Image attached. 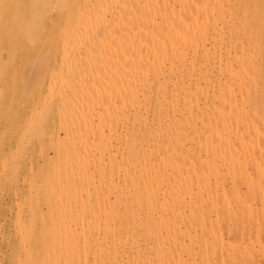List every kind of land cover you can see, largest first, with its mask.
I'll return each mask as SVG.
<instances>
[{"label": "bare ground", "instance_id": "bare-ground-1", "mask_svg": "<svg viewBox=\"0 0 264 264\" xmlns=\"http://www.w3.org/2000/svg\"><path fill=\"white\" fill-rule=\"evenodd\" d=\"M36 2L35 0H30V3L28 2L25 6L27 7L28 4L35 6ZM45 2L43 3L44 5ZM84 2L86 4L77 3L72 6L67 16L64 17L63 25L57 35L58 44L50 45L46 50L42 46L45 50V57L37 53L35 56L32 55L33 58L30 57L29 59L27 57L28 59L26 58L27 60L23 62L25 65L32 63L39 69L37 80L32 83V86H34L39 83L44 84V75L42 76L40 72L48 73L49 63L47 64V62H51V56L55 59L57 67L55 69L52 68L51 72L53 74L48 80V88L49 94L52 95L50 92H54L56 85L59 84L57 88L59 94V102L57 104L60 103L58 106V117L60 115V117L64 118L63 122L59 123V129L61 125L63 128L61 130L65 131L66 134V136L64 135L66 142L63 145L68 146V148L72 146L74 150L80 149V146L81 148L82 146H92L91 149L86 147L91 154L89 152L82 156L85 157L90 154L88 166L92 165L93 170L94 168L98 170V167H104L101 165L102 161L104 164V160H101L103 155L98 156L97 154L102 148L101 146H106L108 149L110 145L116 147V145L113 146L114 142L111 144L112 140L117 137L112 138L113 135H119L120 137H117V139H121V145H118L119 148L116 147L119 150L122 146L121 160L116 158L118 150L117 154L115 153L114 155L108 152L109 167L104 164L105 168L108 167L109 174L107 172L108 175L105 174V176L110 182H108V185L105 183V186L109 188V185H111L110 189L115 197L113 199L114 207L120 206V209L117 207L118 211H113L112 207L109 210L108 207L110 205H108V209L104 207V209H101L102 212L109 210V214L106 212L107 217L105 216L107 219L102 217L106 219V223H103V226L104 224L105 226L103 228L96 227L97 229L102 228V238H99L101 235L95 237V230H97L94 229L95 227L90 228L93 225V221L92 225L84 221L87 226H80L82 224V221L81 224L78 223L80 217L78 218L79 221H77L78 219L73 220V215L71 214L72 216L70 215V217L72 219L70 221L76 220L78 223L76 226L80 227V229L74 232L75 235H71L73 230H69V234L74 237H71L73 240L68 237L71 242L73 241L72 247H70L71 245L69 246L72 255L69 252L68 256H72L71 259H73L74 264H264L262 262L264 260V127L262 126L261 128V125L259 126L258 124V119H263L264 117V110L261 109V106H264V97L263 100H261L260 96V99L252 97V90L259 85V77L256 78L258 81L255 79H253L255 82L250 81V86L244 80L251 71L254 73L262 70L259 71L261 66L251 63L252 60L250 62L244 60L238 53V42H240L238 41V33L241 30L239 27L241 25L239 22L240 18L237 15L240 11L239 0H85ZM19 4V0H0V47L2 48V46L6 45L9 50L11 49V57H15L12 49L13 51H18L14 50V48L18 49L17 46L13 47L17 38L22 36L27 38L29 43L30 41L33 42L37 36L40 37V35H37V31L40 32L39 28L41 25L45 27L46 24L44 22L41 24V22L31 19L29 13V18L25 17L26 13L24 17H19ZM116 8L119 10V12L116 10L118 12L117 15L112 11ZM30 9L28 7L29 11ZM55 10L54 13H56ZM50 13L51 11L47 12L45 16H49ZM57 13L59 14V11ZM257 13L259 14L258 18L263 20L264 0L255 10V14ZM20 14L22 13L20 12ZM49 17H45V22L48 21ZM54 26H52L53 30ZM52 27L49 24L48 28ZM39 32L38 34H40ZM49 32L53 31L49 30ZM49 32L47 30V33ZM44 33H46V30L42 34L44 35ZM4 50L6 49L4 48ZM6 53L8 54L7 51ZM8 59L4 60L7 61V64ZM253 61L257 62L255 59ZM2 62L0 63V74H5L6 72L3 73V70L8 67H6V63L3 64ZM18 62L20 61L18 60ZM258 63L260 64L261 62ZM2 67L5 68L2 69ZM253 75L249 74V79H246V81L250 80L251 76L254 77ZM15 83L14 81L12 85ZM253 83H255V87L252 85ZM251 86L254 88H251ZM15 88L17 89V86ZM16 89L13 90L11 87V90H13L12 96L16 95ZM261 90L264 91V88ZM255 91L257 90L255 89ZM29 92L31 91L27 93ZM2 94L3 91L0 95ZM31 97L27 98L30 99ZM51 97L49 96V100ZM27 98L26 100H28ZM48 103L49 101L47 105ZM46 106L44 105L43 108H46ZM42 113L41 110V114H39L42 115ZM150 115H152L151 118ZM31 121L29 125H31ZM43 121H45V118ZM85 122L88 124L91 122L89 129L85 127ZM34 125L29 126V130ZM118 125L122 126L119 134L115 132ZM18 126L17 128H20ZM47 127H49L48 123ZM59 129L58 132H62ZM31 130L35 133L36 129ZM32 131L30 132L31 135ZM41 131H44L45 137V130L41 129L39 132ZM41 134L43 135V132ZM89 134L98 137V140H90ZM40 135L38 136L41 137L42 135ZM38 136L37 138L39 139ZM58 136L60 137V135ZM30 140L32 141L31 138L29 142ZM22 141L21 139L20 142ZM57 141H59L58 138ZM26 144L24 143V145ZM56 145L58 148V144ZM62 148L65 149L64 146ZM107 148L106 151H108ZM69 152L71 153V150ZM84 152L86 153V150ZM60 153L61 155L59 154V157H56L64 161L63 155L65 152L64 154L63 151ZM74 154H77L76 156L81 162L80 158L83 157L80 151ZM14 156L17 160L20 159L18 156ZM69 156L72 157V155ZM103 157L106 158V156ZM62 160L59 161L62 162ZM72 160L70 161L71 164H73ZM67 161H64V163ZM31 162L33 161L31 160ZM74 162L78 161L74 159ZM83 162L81 163L83 164ZM56 163L58 164L59 162ZM81 163L75 168H79L77 176L84 179L82 177L85 173L83 168L85 167L86 172L89 171V168L86 169L87 165L85 163L87 162L84 163V167ZM74 164L76 165V163ZM67 165L68 167L65 166L69 168V164ZM17 166L19 167L20 164ZM25 167L27 168L26 164ZM66 167L65 170H67ZM53 168L55 172V163ZM61 168L59 170L60 173ZM105 168H101L103 171L98 173H106ZM63 169L62 171H64ZM17 171L14 169L15 173ZM53 171L52 173H54ZM59 171L57 169L56 172ZM70 171L73 173L72 170ZM3 172L5 173V171ZM56 172L54 174L60 175V173ZM74 172L76 173V170ZM89 172L87 173L90 175ZM116 172H118L119 177H117L120 182L119 180L115 182ZM68 173L70 177L71 174L69 171ZM66 174L64 173L65 178L69 181V177L67 178ZM10 175L12 174L10 173ZM62 175L63 172L61 174L62 178L58 182L63 181L64 175ZM89 175L87 176L88 179L89 177L92 178V175ZM97 175L99 176L98 182L100 180L102 183V180L106 179H100L103 177L102 174L101 177L99 174ZM54 177L52 174V179ZM57 178H60V176ZM77 178L75 177L74 182L71 181L73 179L71 177V183L74 182L71 185L73 188L69 185L66 188H69L67 192H73L70 190L71 188L73 190L77 189V185L74 188ZM85 180L84 182H82L83 180L81 181L83 183L82 187L88 182L87 180L85 182ZM67 181H63L60 185L65 184ZM89 181L93 183L92 179ZM33 183L36 184L35 180ZM78 183H80L79 180ZM101 183L99 185H101L100 188L102 189L104 184ZM34 184L32 185L34 186ZM53 184L50 185L53 186ZM58 185H54L56 190ZM80 185L79 188H81ZM86 185L85 187L88 188ZM95 186L91 187L96 193V190L98 189L97 191H99L100 189H95ZM37 188L39 187L37 186ZM79 188L77 189L78 191H80ZM63 189L62 187L60 193ZM90 190H83L87 193H84L86 197L92 193L95 194L93 190H91L92 193ZM67 192H65V189V194L62 192L67 197L65 198L66 200L70 198H68L70 193L68 194ZM58 193V191L50 193V196L55 194V197L52 196V199L54 197L55 200L51 199L50 203L55 202L57 206V201L61 200H56V198L64 199L61 197L63 194L57 197L58 195L56 194ZM99 193L97 192V195ZM36 194L38 196V192ZM77 195L79 194L77 193ZM106 195L107 197L109 196L108 193ZM81 197L84 198L85 196L81 195ZM97 197L100 198L97 199L100 200L99 206H103V198L100 195ZM43 198L45 201V197ZM81 199L77 198L75 200L74 198L75 201ZM95 199L96 197H93V200ZM28 200L30 201V199ZM84 200V203L80 201L82 206L87 208V204H92L90 206H94V211L96 210V206L93 204L98 203V201L86 203L89 200L87 198H84ZM107 200L112 204L111 199L107 198ZM47 201L49 202V199ZM64 202L66 201L64 200ZM29 206H31V203ZM59 206H62L60 202ZM65 206L62 208H69ZM81 207L73 209H77V212H74L75 216L76 213L80 212ZM84 207L82 208L85 210ZM30 208L34 211L33 207ZM56 208L58 209L59 207L55 206L53 209L56 210ZM65 209L64 211L60 210L61 213H67ZM87 209L88 211L84 214L85 217L86 213H89V207ZM92 209L90 207V210ZM84 210L81 209V211ZM70 211L73 213L72 210H68L69 214L71 213ZM31 213L35 214V212ZM58 213L60 215V223L57 222L58 217L56 219L53 216L55 214H50L49 225H51L52 229L54 227L52 225L54 223L51 221L52 217L53 219L55 218L56 224L62 223L60 217L63 214ZM58 213H56V216ZM96 213H99V211ZM96 213L91 212L89 214V217L92 215L91 220H94L99 215ZM20 214L16 217H19ZM93 214L96 215L92 219ZM41 215L43 216L44 214ZM47 215L49 217V214ZM78 215H81V213ZM42 216L41 219L43 218ZM99 216L97 217L100 219L99 221H104ZM20 218H22V215L19 219L16 218L18 223H21L19 221L21 220ZM90 219H86L88 223H90ZM65 222L66 227L62 223L64 227H62L63 230L61 228V231L63 232L70 225ZM20 223L18 226H20ZM42 223L45 225L44 221ZM49 225L47 228L50 230ZM89 225L91 226L88 227ZM22 229H24V232L27 230V228ZM29 230V233L33 231L32 228V231ZM66 230L68 231V228ZM52 231H49V233L51 234ZM55 231H57L55 233H58V230ZM43 232L41 233L43 234ZM63 232L61 235L65 234ZM54 234L52 235L54 236ZM23 235L25 236V241L27 240L26 238L31 240L30 235L29 237H26V234ZM55 235L61 237L60 231L59 234ZM65 236L63 237L65 238ZM47 237H49L47 240L44 237L46 246L48 252L51 250L52 254L48 255L49 260L45 252L47 251L46 247L44 246L45 255H42L44 260L46 258L51 263L52 259V262H54L53 252L58 253V257L59 253L66 257L65 252L69 250L67 244L70 241H67L68 239L66 238L67 242H63V237V240L59 237L55 239L54 237L52 239L50 236ZM23 239L20 241L22 244L25 242ZM56 239H59V243L60 241L63 242L60 244H66L67 249L65 252L63 251L64 246H59L55 241ZM26 249L23 247L21 250L26 252ZM32 253L34 254V252ZM32 253H30L31 255L28 253L25 255L32 256ZM29 256L26 258L27 260ZM62 256H60L62 259L55 258L60 262L61 260H66ZM71 259L69 263H66L71 264ZM32 260L30 259L26 262L31 261L35 264V261ZM31 262L28 264H31ZM57 262L55 261V263Z\"/></svg>", "mask_w": 264, "mask_h": 264}, {"label": "rangeland", "instance_id": "rangeland-1", "mask_svg": "<svg viewBox=\"0 0 264 264\" xmlns=\"http://www.w3.org/2000/svg\"><path fill=\"white\" fill-rule=\"evenodd\" d=\"M35 1H37L36 3L37 4H35V6L34 5H29L28 4V6L26 7L25 6V4L27 5V3L29 2L30 3V0H27V1H24L23 2V0H19V2H20V7L18 8V10H19V12H18V15H20L19 17H24V14L26 13V15H25V17L26 18H29V16H28V13H29V15H30V18L31 19H34V20H37V21H39V22H41V24H43V22H44V24L46 23H48L47 25L45 24V27H43V25H41V27L39 28L40 29V32L39 31H37V35H40V37L39 36H37L35 39H34V41L33 42H35V43H33L32 41H30V43L28 42V39L27 38H25V37H19V38H17L16 39V44H15V42H14V45H13V47L15 46H17V48L18 49H15L14 48V50H18L17 52L16 51H13V49H12V52L14 53V56L16 57H11V55H10V50H9V48L6 46H2V48L0 47V57L1 58H3V59H1L0 58V63L2 62V61H4V60H7L8 58V64H7V61H4V62H2L3 64H7L6 65V67H8V68H3L2 67V69H4L3 70V73H5V74H0V93L3 91V94L2 95H0L1 97H0V264H24L26 261H28V260H30V259H33L32 261H35V264H42V262H43V264L45 263V264H47V262H48V264H54L55 263V261L57 262V263H55V264H58V263H60V264H67V263H69L70 262V259L72 258V256L70 257V256H68L69 255V252L71 253V248L70 247H72V242H71V240H73L72 238L74 237H72L71 235H75V233L74 232H76L78 229H80V227H77L76 225H78V223H80L81 224V221H82V224L80 225V226H83V225H85V227L87 226V224H91L92 225V221H93V227L91 226V225H89L88 227H90V228H94V229H97L96 227H104L105 226V224H104V226H103V223L105 222L106 223V212H107V214H109V210H110V208H112V210L113 211H118V209H117V207L120 209V206H115L114 207V201H113V199L115 198L114 196H113V193H112V191H111V189H110V186L111 185H109V188H106V186H105V183L108 185L110 182L108 181L109 179H107V176H105V174L106 175H108L109 174V172H108V165H109V159H107V156L109 155V153L108 152H110L111 154H115L116 152H117V150L118 149H116V147L117 148H119L118 147V145L120 146L121 145V139H117V137H120L119 135H113V137L112 138H114V137H116V138H114L115 140L117 139V140H119L118 142H116L115 140H112V143L111 144H113V142H114V144H113V146L114 145H116V147L114 146V147H112L111 145H110V148L108 149L106 146H101L102 148V153H103V150H104V153L102 154H100V150H99V152L97 153L98 154V156H100V155H103V156H106V158L105 157H103V156H101V160H104V164L106 165L107 164V166L108 167H106L105 168V165L101 162V165L102 166H104V167H98L97 169L98 170H95V168H94V170H93V168H92V165L91 166H88V164H89V161H90V154H91V152L90 151H88V149L90 148H92V146H85V147H83L82 146V148H81V146H80V149L79 148H77V149H73V147H72V149H71V147L69 146V148H68V146H66V145H63V144H65V139H64V135L66 136V134H65V131H63V130H61V129H63L62 127H61V125H60V129H59V123H62L63 122V120H64V118H62V117H60V115H59V117H58V114H59V110H58V106L60 105V103L59 104H57L58 102H59V94H58V91H57V88L59 87L58 85H56L57 87H56V89H55V91H56V93H57V96H56V93H55V91L54 92H50L52 95H50L49 94V88H48V80L50 79V76L53 74V72H51L53 69L52 68H56L57 67V65H56V62H55V59H53L52 58V56H51V62H47V64H48V67H49V71H48V73L47 72H44V71H42V72H40V73H42V76L44 75V78H43V80L45 81L44 82V84H41V83H39V84H35L34 86H32V83H35L36 82V80H37V74H38V71H39V69L34 65V64H32V63H29V64H27V65H25V64H23V62L25 61V60H27L28 58L30 59V57H32V55L33 56H35V55H37V53L40 55H42L43 57H45L46 56V54L44 55V52H45V50L50 46V45H57L58 44V39H57V35H58V33H59V31H60V28L62 27V25H63V19H64V17L65 16H67V14H68V12L70 11V9L72 8V6H74L75 4H77V3H80L81 5L82 4H84L85 2V0H57V2H56V0H35ZM47 3H46V2ZM63 1H65V2H63ZM70 2V3H68L67 4V2ZM81 1V2H80ZM89 1H91V0H89ZM104 1V0H103ZM108 1V0H107ZM116 1V0H115ZM251 1V2H250ZM24 4H23V3ZM45 2V5L43 4ZM87 2V1H86ZM262 2V0H239V4H240V11H239V14L237 13V15L239 16V18H240V24L241 25H239V27H240V31H239V33H238V41H240V42H238V47H239V51H238V53H239V56L240 57H242V58H244V60H246V61H251L252 60V62L251 63H254L255 65H257V66H261V67H259L260 69H259V71H261L262 72V74H261V72H254L253 73V71H249L250 73L249 74H251V75H253V74H255V75H253L254 77H252L251 76V79L250 80H247L246 81V79H249L248 78V75H246V79H244L245 80V82L246 83H248L249 84V82L251 81H253V79H255V80H257L258 81V79H260V81L264 78V19L263 20H261L260 18H258L259 17V14L257 13V14H255V10L257 9V7L260 5V3ZM23 4V5H22ZM53 4V5H52ZM86 4V3H85ZM44 5V6H43ZM22 6V7H21ZM26 7V8H25ZM28 7H29V9H30V11L28 10ZM55 7V8H54ZM24 8V9H23ZM35 8V9H34ZM43 8H44V10H43ZM26 9V10H25ZM37 9V10H36ZM51 9V10H50ZM55 10V12L56 13H54V10ZM8 10V9H7ZM27 10H28V12H27ZM34 10H35V12H34ZM115 10V11H114ZM119 12V10L116 8V9H113L112 11H113V13L114 14H118V12ZM23 11H26V12H23ZM50 12L51 11V13H50V15H52L51 17H49V16H45V15H47L46 13L47 12ZM57 11H59V14L57 13ZM61 11H63L62 13H61ZM20 12L22 13V14H20ZM108 15H111V14H108ZM49 17L48 18V21H46L45 22V17ZM44 17V18H43ZM50 18H52V19H50ZM42 20V21H41ZM51 20H53V21H51ZM56 22H58V24H56ZM262 22H263V25H262ZM49 24H50V27H52V26H54V25H56V26H54V30H53V27L52 28H48V26H49ZM52 25V26H51ZM242 27V28H241ZM48 28V29H47ZM44 30H46V33H44V35L42 34L43 33V31ZM47 30H48V32H49V30L51 31H53V32H49V33H47ZM38 32L40 33V34H38ZM42 32V33H41ZM50 33H51V35H50ZM47 34V35H46ZM54 34H55V36H54ZM43 35V36H42ZM49 36V37H48ZM40 38H42V39H40ZM240 39V40H239ZM25 41V42H24ZM41 41V42H40ZM45 41H46V44H45ZM32 42V43H31ZM38 42H40V43H38ZM51 42V43H50ZM54 42V43H53ZM42 43V44H41ZM50 43V44H49ZM31 44H33V45H31ZM45 47V50H44V48L43 47ZM12 47V46H11ZM12 47V48H13ZM4 48L6 49V50H4ZM9 51H8V50ZM37 50H38V52H37ZM42 50V51H41ZM4 51V52H3ZM6 51L8 52V54L6 53ZM25 51H26V53H25ZM17 55V56H16ZM3 56V57H2ZM10 56V57H9ZM18 56H19V58H18ZM28 57V58H27ZM59 57V56H58ZM57 57V58H58ZM27 58V59H26ZM33 58V57H32ZM13 59H15L14 61H13ZM256 60L257 62H255V61H253V60ZM18 60L20 61V62H18ZM258 62H261L260 64L258 63ZM12 65H14V66H12ZM56 65V66H55ZM25 66V67H24ZM253 66V65H252ZM11 67V68H10ZM10 68V69H9ZM262 68V69H261ZM1 69V68H0ZM5 70H8V71H5ZM1 71V70H0ZM1 73V72H0ZM16 73V74H15ZM7 74V75H6ZM257 74H258V76H257ZM14 76V77H13ZM41 76V75H40ZM260 76H262L261 78H260ZM3 77V78H2ZM250 77V76H249ZM257 77H259L258 79H256ZM14 78V80H12ZM16 79V80H15ZM255 80L253 81V82H255ZM13 81V82H12ZM14 81L17 83H15L14 85H15V87L17 86V89L14 87V85H12L13 83H14ZM241 81V80H240ZM243 81V80H242ZM260 81H258V83H259V85H257L256 87H255V83H253L252 85L255 87V89L257 90V91H255V89L254 90H252V97L253 98H258V99H260L261 98V100H263V97H264V91H262L261 89H263L264 88V86H263V82H264V80H262L261 81V83H260ZM247 84V85H248ZM42 85H44L43 87H42ZM260 85H261V87H260ZM249 86H250V84H249ZM253 86H251V88H254ZM11 87H12V89L14 90V89H16L15 90V93H16V95L15 96H12V91L13 90H11ZM14 87V88H13ZM258 87H259V89H258ZM42 88V89H41ZM40 90H43V91H40ZM261 90V91H260ZM28 91H31V92H29V93H27ZM260 91V92H259ZM255 92V93H254ZM261 93V94H260ZM37 94V96H35ZM41 94H42V96H41ZM14 95V94H13ZM20 95V96H19ZM31 95H32V97H31ZM54 95V96H53ZM263 95V96H262ZM44 96H46V97H44ZM49 96H52L53 97V99H52V97L50 98V100H49ZM259 96H260V98H259ZM21 97V98H20ZM27 97H31L30 99H28ZM41 97V98H40ZM26 98L28 99V100H26ZM14 99V100H13ZM35 99V100H34ZM46 99H48V100H46ZM17 100H20V101H17ZM40 100V101H39ZM43 101V102H42ZM46 101V102H45ZM49 101V103H48V105H47V102ZM53 101V102H52ZM33 102H34V104H33ZM39 102H41L40 104H39ZM45 102V103H44ZM11 103V104H10ZM38 103V104H37ZM42 104H44L45 106H46V108H43L44 107V105H42ZM3 105V106H2ZM9 105V106H8ZM33 106V107H32ZM36 106H37V108H36ZM9 107H10V109H9ZM36 109H35V108ZM43 109H42V108ZM49 108V109H48ZM38 109V110H37ZM47 109V110H46ZM261 109H263L264 110V106L262 105L261 106ZM6 110H10V112H8V111H6ZM40 110V111H39ZM41 110H42V115H40L41 114ZM46 112V114H45V112ZM51 110V111H50ZM47 111H48V113H47ZM33 112V113H32ZM37 112V113H36ZM56 112H58V113H56ZM9 113V114H8ZM40 113V114H39ZM55 113H56V115H55ZM7 114H8V116H7ZM32 115V116H31ZM38 115V116H37ZM45 115V116H44ZM50 115V116H49ZM31 116V117H30ZM37 116V117H36ZM47 116V117H46ZM34 117H36V118H34ZM39 117V118H38ZM42 117V118H41ZM152 117V115H150V118ZM6 118V119H5ZM32 118V119H31ZM43 119L44 120V118H45V121H43V120H41V119ZM25 119V120H24ZM29 119V120H28ZM47 119V120H46ZM32 120V121H31ZM36 120V121H35ZM37 120H38V122H37ZM49 120V121H48ZM60 120V121H59ZM262 120H264V117H263V119L261 118V119H258V124H259V126L261 125V128H262V126L264 127V121L263 122H261ZM28 121V122H27ZM30 121L32 122L31 123V125H29L30 124ZM40 121V122H39ZM43 121V122H42ZM55 121V122H54ZM62 121V122H61ZM89 121V120H88ZM87 121V122H88ZM34 122H35V125H34ZM37 122V123H36ZM87 122H85V127H89V126H91V122H89V124L87 123ZM261 122V123H260ZM12 123V124H11ZM28 123V124H27ZM41 123H43V124H41ZM47 123H48V126L49 127H47ZM21 124H24V125H22L21 126ZM39 124H41L40 126H39ZM55 124H56V126H55ZM86 124H87V126H86ZM12 125V126H11ZM20 126V128H17V126ZM32 125H34L33 126V128H31L30 127V130H29V126H32ZM53 125V126H52ZM11 126V127H10ZM18 126V127H19ZM36 127V128H35ZM55 128V129H54ZM86 128V129H87ZM117 128V129H116ZM115 129H116V131L115 132H117L118 134L120 133V131H121V129H122V126H120V125H118L117 127H116ZM28 129V130H27ZM31 129H36L35 130V133H34V131H32ZM45 130V137H44V131H41V132H39L40 130ZM58 129L60 130V131H62V132H58ZM89 129V128H88ZM88 129H87V131H88ZM18 132H17V131ZM27 132H26V131ZM21 131V132H20ZM32 131V135H31V132ZM11 134H10V133ZM17 132V133H16ZM37 132V133H36ZM43 132V135L41 136L40 135V133H42ZM23 133V134H22ZM53 133H54V138H53ZM57 133H59V134H57ZM25 134H27V135H25ZM24 135H25V138H24ZM30 135H31V137H30ZM38 135H40L41 137H39ZM49 135H50V137H49ZM58 135H60V137H61V139H60V137L58 136ZM90 135V134H89ZM27 136V137H26ZM33 136V137H32ZM37 136L39 137V139L37 138ZM58 136V137H57ZM29 137V138H28ZM63 137V138H62ZM87 137V136H86ZM93 137L94 136H91L90 135V140L92 139V140H95V141H97L98 140V137H94V139H93ZM24 138V139H23ZM32 139V141L30 140V142H29V139ZM47 140H46V139ZM53 138V139H52ZM57 138H58V140L61 142H59V141H57ZM66 138V137H65ZM6 139V140H5ZM21 139L23 140L22 142H20L21 141ZM28 139V140H27ZM42 139V140H41ZM52 139V140H51ZM20 140V141H19ZM62 140H64V141H62ZM55 141V142H54ZM57 141V142H56ZM28 142V143H27ZM31 142H34V143H31ZM53 144H52V143ZM60 143V145H59V143ZM64 142V143H63ZM22 143V144H21ZM24 143L26 144V145H24ZM31 143V145H29ZM40 143V144H39ZM44 143H45V147H44ZM58 144V148L56 147L57 145L56 144ZM39 144V145H38ZM41 144H42V148H41ZM51 144H52V146H51ZM54 144H55V146H54ZM22 145V146H21ZM24 145V146H23ZM33 145H35V146H33ZM61 145H62V147L64 146L65 147V149L64 148H62L61 147ZM26 146V147H25ZM33 148H32V147ZM49 146H51V147H49ZM20 148V151H19V148ZM29 147V148H28ZM54 147V148H53ZM68 148V150L70 149L71 150V153H77V152H79L80 151V154H81V156L84 154H87V153H89L90 152V154H88L87 156H82L83 158H80L81 160V162H83V164L81 163V162H79V159L77 158V154H71L68 150H67V148ZM88 149H87V148ZM109 147V146H108ZM61 148H62V150H61ZM106 148H107V150L108 151H106ZM16 149V150H15ZM22 149V150H21ZM25 149V150H24ZM30 149H31V152H30ZM33 149V150H32ZM36 149V150H35ZM41 149V150H40ZM58 149V150H57ZM64 149V150H63ZM86 150V153L84 152L85 150ZM14 150V151H13ZM17 150H18V152L20 153H18L17 152ZM51 150V151H50ZM121 150H122V146H121V148L118 150V154L116 155V158L117 159H120L121 160ZM5 151V152H4ZM43 151V152H42ZM63 151V154H64V152H65V154H66V159H65V154L63 155V158H64V161H66V160H68L67 162H70L72 159V162H73V164H71V162L70 163H67V164H69V166L71 167V169L70 170H72L73 171V169H75L76 170V173L73 171V173H71V171L69 170V168H67L68 167V165L66 164V163H64V161L61 159V158H59L58 159V155L60 154L61 155V153L60 152H62ZM67 151V152H66ZM22 152H24V154H22ZM43 153L42 154V156H41V153ZM84 152V153H83ZM107 152V153H106ZM29 153V154H28ZM35 153V154H34ZM39 153H40V155H39ZM58 153V154H57ZM69 153V154H68ZM2 154V155H1ZM7 156H6V155ZM14 155H16V156H18V158H20V159H16V157L14 156ZM69 155H72V157L71 156H69ZM112 155V156H113ZM23 156V157H22ZM33 156V157H32ZM56 156H58V157H56ZM67 156H68V159H67ZM22 157V158H21ZM29 157V158H28ZM43 157V158H42ZM74 157V158H73ZM102 157H103V159H102ZM114 157V156H113ZM12 158V160H10ZM32 158V159H31ZM86 158H89V159H87L86 160ZM109 158V157H108ZM8 159V160H7ZM33 161V162H31V160ZM39 159V160H38ZM56 159V160H55ZM58 159V160H57ZM74 159H75V161L77 160L78 162H74ZM84 159V160H83ZM62 160V162H60V161ZM6 161V163H4ZM27 161V162H26ZM108 163H107V162ZM22 162H23V164H22ZM56 162H59L58 164L56 163ZM85 162H87V163H85ZM106 162V163H105ZM14 166V164H15V166H14V168H13V166L11 165V164ZM14 163V164H13ZM26 164V166H27V168L25 167V164ZM28 163V164H27ZM41 163V164H40ZM54 163H55V166H56V169H55V172L57 171V169H58V171L60 170V168L61 167H63V168H61V173H60V171L59 172H56V173H60V175H56V174H54L55 172L53 171V169L55 168H53V165H54ZM74 163H76V165L74 164ZM80 165V163H81V165L84 167V163H85V165H87L86 166V169H88L89 171H87V172H89L90 173V175L86 172V170L83 168V170L85 171V173L86 174H88L89 176H91L92 175V173H96V175H95V173L92 175V178L91 177H89V179H88V175H86L85 173H84V175H82V177L84 178V179H82V178H79L80 176H77V170L79 169H77V168H75V167H77V166H79L78 164ZM18 164H20V169H19V167L17 166ZM31 164H33L34 165V167H33V165H31ZM66 167V169L70 172V174H71V176L69 177V173H68V171L67 170H65V167L63 166V165ZM29 165V166H28ZM60 165V166H59ZM72 165V166H71ZM73 165H74V167H73ZM100 165V166H101ZM5 166V167H4ZM11 166H12V169L10 170V168H11ZM18 167V169H17V167ZM52 166V167H51ZM16 167V168H15ZM30 167H33V168H30ZM59 167V168H58ZM72 167H73V169H72ZM7 168V169H6ZM101 168H105L104 170L106 171V173H102L101 172V174H102V176L103 177H101V174L100 173H98V172H100V171H103V169H101ZM14 169H16V173L14 172ZM62 169L64 170V171H62ZM33 172H32V171ZM92 170H93V172H92ZM3 171H5V173L3 172ZM23 171V172H22ZM31 171V172H30ZM43 171V172H42ZM52 171L54 172V173H52ZM66 171H67V174H66ZM13 172H14V174H13ZM62 172H63V175H64V173L67 175V178L69 179V181H67L66 180V176L64 175V178H65V180H64V178L62 179L64 182L65 181H67L65 184H61V185H63L62 187L65 189V192H67L68 190H69V188L68 189H66L67 187H69V185H70V187H72L73 188V186H71L74 182H75V177H78L77 178V182L74 184V188L76 187L75 185H77V189L79 188V185L81 186V188H79L80 189V191H78L76 188L73 190L72 188L70 189L71 191H73V192H67L66 193V195H68V198L69 199H65V198H67L64 194V189H63V193L61 192L60 193V190L62 189V187H61V185H60V183H63V181L62 182H58V180H60L62 177H61V174H62ZM92 172V173H91ZM107 172H108V174H107ZM10 173L12 174V175H10ZM21 173H22V175H21ZM34 173V174H33ZM43 173V174H42ZM52 174L56 177H54V179H52ZM97 174H99L100 175V179H103V178H106L105 180L103 179L102 181V183H101V181L99 180V182L101 183V184H104V186H103V188H105V189H101L100 187H101V185H99L100 183L98 182V178H99V176L97 175ZM120 174V173H119ZM14 175V176H13ZM17 175H18V179H17ZM62 175V176H63ZM73 175H75V176H73ZM116 178L114 177V179H115V182L117 181V180H119V176H118V172H116ZM121 175V174H120ZM48 176V177H47ZM58 176H60V178H57ZM118 176V177H117ZM2 177V178H1ZM13 177V178H12ZM26 177H27V179H26ZM37 177V178H36ZM71 177L74 179H72L71 180ZM86 177H87V179H86ZM96 177V178H95ZM13 179V181H12V179ZM19 178H20V180H19ZM94 178V179H93ZM83 181H82V180ZM88 181V182H86V180ZM93 180V183L91 182V181H89V180ZM96 179V180H95ZM5 180V181H4ZM13 182H11V181ZM23 180H24V182H23ZM30 180V181H29ZM34 180H35V183L37 184V186L39 187V188H37V186H36V184H34L33 182H34ZM56 180H57V182H56ZM74 181V182H72L71 183V181ZM78 180H79V182L80 183H78ZM84 180H85V182H86V184H90V182H91V184L90 185H86L85 183V185L86 186H88V188H86L85 187V185H83V187H82V182H84ZM82 181V182H81ZM30 182V183H29ZM54 183L53 184V186H51L50 184H52V183ZM109 182V183H108ZM118 182V181H117ZM119 182H120V180H119ZM60 185H58V184ZM69 183H71V184H69ZM78 183V184H77ZM97 184L96 186H95V184ZM99 183V184H98ZM32 184H34V186L32 185ZM39 184V185H38ZM46 184V185H45ZM31 185V186H30ZM54 185H58L57 186V190H56V186L54 187ZM66 185H68V186H66ZM24 186V187H23ZM32 186H33V191H32ZM91 186H95V189L96 188H99L100 190L99 191H97L96 190V193H95V190H93V187H91ZM10 187V188H9ZM50 187H52V188H50ZM58 187H60V189H58ZM8 188H9V190H8ZM24 189V191H23V189ZM31 188V190H29ZM37 188V189H36ZM53 188H55V189H53ZM85 188V189H84ZM48 189V190H47ZM52 189V190H51ZM84 191H86V190H93V192L95 193V194H93L92 193V191H91V195H92V197H90L91 195H87L88 197H90V198H92L91 200H90V198L88 199V197H86V192H84ZM107 189H108V192H107ZM35 190H38V191H36L35 192ZM50 190H51V192H53V191H58L59 193L58 194H56V195H58L57 197H60L62 194H63V196H61L62 198H64L63 200L61 199V198H56V200L57 199H60L61 201H57V203L56 204H58V206L57 205H55V202L54 203H50V200L52 199V196H54L55 197V194L54 195H52V196H50ZM77 190V191H76ZM111 192H110V191ZM21 191V192H20ZM31 191V192H30ZM83 192V194H81L82 192ZM3 192H5V193H3ZM33 192V193H32ZM38 192V196H37V193ZM46 192H48V193H46ZM76 194H75V193ZM97 192H100L98 195H97ZM110 192V193H109ZM18 193V194H17ZM55 193H57V192H55ZM77 193L79 194V195H77ZM84 193H86V194H84ZM108 193V197H107V194ZM22 194V195H21ZM31 194H32V196H31ZM34 194H36V195H34ZM45 194V195H44ZM53 194V193H52ZM60 194V195H59ZM88 194H90V193H88ZM112 194V195H111ZM16 195V196H15ZM20 195H21V197H20ZM74 195H75V197H74ZM77 195V196H76ZM81 195L82 196H85L84 198H87V200H89L88 202H86V203H94V202H97L98 201V203H96V204H93V205H95L96 206V210L94 211V206H90V205H92V204H87L88 206H87V208L89 207V213L87 214L86 213V217L84 216V214H85V212L86 211H88V209L87 208H85L84 206H82L81 204L82 203H84V201L86 200H84V198L83 197H81ZM100 195V197H102L103 198V200H102V203H103V206L101 205V206H99V201L100 200H97V199H100L99 197H97V196H99ZM38 198H37V197ZM72 196V197H71ZM79 196V197H78ZM43 197H45V201H44V198ZM54 197H53V199L52 200H55L54 199ZM78 199H80V198H82L81 200H77L78 201V204H77V201H75L77 198ZM93 197H96V199L95 200H93ZM108 199H111L112 200V204H111V202L109 201V200H107V198ZM32 198V199H31ZM43 198V199H42ZM73 198V199H72ZM74 198H75V200H74ZM105 198V199H104ZM28 199H30V201L28 200ZM38 199H40V200H38ZM47 199H49V202L47 201ZM25 200H26V202H25ZM64 200L66 201V202H64ZM38 203H37V202ZM64 202V204L66 205H64V204H62L63 202ZM82 203H81V202ZM12 202V203H11ZM17 202H18V204H17ZM37 204H36V203ZM59 202H60V204L62 205V206H59ZM108 202H110V204H108ZM30 203H31V206H29L30 205ZM49 203V204H48ZM101 203V204H102ZM106 203H107V206H106ZM24 204V205H23ZM40 204V205H39ZM51 204V205H50ZM80 204V205H79ZM17 205H18V207H17ZM48 205V206H47ZM83 205H85V204H83ZM106 207H105V206ZM108 205H110L109 207H108ZM51 206H53L52 208H49V207H51ZM55 206L56 207H59L58 209L56 208V210H54L53 208H55ZM66 207V208H72V209H65L66 211H67V213L66 212H62L61 213V211H64V209L62 208V207ZM70 206H72V207H70ZM79 206L81 207H84L85 208V210L81 207L80 208V212L79 213H81V215H78L79 213H76V216H75V213L74 212H77L76 210H73L74 208H79ZM86 206V205H85ZM24 207V208H23ZM30 207H33V210L34 211H32V208H30ZM90 207H92L93 209L92 210H90ZM100 207H102V208H100ZM109 208V210H107L106 212H104V214H102L103 212L101 211V209H104V208ZM43 208V209H42ZM19 209V210H18ZM29 209H31V210H29ZM51 209H52V211H51ZM81 209L82 210H84V211H81ZM117 209V210H116ZM16 210H17V212H16ZM24 212H23V211ZM45 210V211H44ZM50 210V211H49ZM61 210V211H60ZM68 210H72L73 211V213L71 212L70 214L68 213ZM79 210V209H78ZM111 210V211H112ZM19 211V212H18ZM54 211V213H52V214H55V215H53V216H55V218L56 217H58V221L57 222H59L60 223V220H59V213L58 212H60L61 213V215L63 216H61L60 218H61V222L64 224V222L65 223H67V225L68 224H70L69 226H67V228H68V231L66 230L67 228H65V230H64V232H65V234L64 235H66L65 236V238L63 237L64 235H61V233L63 232V231H61V228L62 227H64V225H65V227H66V224H59V223H57L56 224V220H54L53 219V217H52V219L54 220H52L51 219V221L54 223V224H52L51 222H50V224H52L54 227H53V229H52V227H51V225H49V218L51 217V212H53ZM56 211H58V212H56ZM98 212L99 211V213H96L101 219H103L105 216V218L106 219H103L104 221H99L100 219L99 218H97L98 216H96V218H95V215L96 214H93L94 216L92 217V219L93 218H95L94 220H91L90 218H91V216L92 215H90V217H89V214H91V212ZM110 211V212H111ZM31 212H35V214L34 213H31ZM48 212V213H47ZM58 213L57 214V216H56V213ZM84 212V213H83ZM20 213H22V214H20ZM49 214V217H48V215L47 214ZM67 215H66V214ZM18 214H20V216L19 217H21V215H22V218H20L21 220H19V221H21V223H20V226L22 227V228H27V232L25 231L24 232V229H22L20 226H18V220H16V218H18L19 219V217H16ZM41 214H44L43 216L41 215ZM51 214V215H50ZM68 214H69V216H68ZM74 216H72V215ZM102 214V215H101ZM70 215L72 216V218H73V220L74 219H78L79 217V219H80V221H79V219L77 220V221H79L78 223H77V221L75 220V221H70L72 218L70 217ZM88 220V219H90L91 221H89L90 223H88V221L83 217V216ZM34 216V217H33ZM41 216L43 217L42 219H41ZM67 216V218H65ZM88 216V217H87ZM70 217V218H69ZM83 217V218H82ZM103 217V218H102ZM32 218V219H31ZM38 218V219H37ZM26 219V220H25ZM29 219H31V220H29ZM57 219V218H56ZM62 219H63V221H62ZM64 219H66L65 221H64ZM68 219H69V222H71V223H69L68 222ZM83 219H85V220H83ZM41 220V221H40ZM98 222H97V221ZM17 221V222H16ZM34 221V223H32ZM44 221V223H45V225L42 223ZM84 221L87 223H85L84 224ZM75 222V223H74ZM94 222H95V225H94ZM16 223H18V224H16ZM23 223V224H22ZM24 223H25V225H27L26 227H24L25 225H24ZM98 225H97V224ZM5 225V226H4ZM16 225V226H15ZM32 227H31V226ZM34 225V226H33ZM48 225L50 226V230H49V228H47L48 227ZM60 225H62L61 227H59ZM97 225V226H96ZM102 225V226H101ZM4 226V227H3ZM29 226H30V228H29ZM56 226V227H55ZM75 226V227H74ZM8 227V228H7ZM18 227H20V228H18ZM41 227H42V229H44V230H46L45 232H43L44 230H42L41 229ZM31 228H32V230H31ZM60 228V229H59ZM73 228V229H72ZM102 228L100 229V228H98L97 230H95V237H99L100 235V237L99 238H102V234H103V230H102ZM28 229H30L32 232H28ZM48 229V230H47ZM54 231H52V230ZM74 229H75V231H74ZM100 229V230H99ZM29 230V231H30ZM55 230H58V233H55V232H57V231H55ZM62 230H63V228H62ZM69 230L70 231H72L73 230V232L71 233V235L69 234ZM36 231V232H35ZM47 231H48V234H47ZM49 231H52L51 232V234L49 233ZM59 231H60V236L61 237H59L61 240H63L62 239V237L64 238V240H63V242H65L66 241V238L68 239L67 241H70L68 244H67V248L69 247V250H67L66 252H65V250L67 249L66 248V244L64 243V245L63 244H60L62 241H60V243L58 242V240L56 239L55 241H56V243H58V245L60 246H64L63 248V251L66 253H64L65 255H67L66 257H64V256H62V255H60V253H59V257L57 256L58 255V253H56V252H53V249H52V252L54 253L53 254V260H54V262H52V259H51V263H49V260H50V258H49V254L51 255L52 253H51V250H49L50 252H48V249H47V246H46V240L49 238V237H47V236H50V238L52 239V237H54V239L55 238H58L57 237V235H55V234H59ZM4 232V233H3ZM9 232V233H8ZM19 232V233H18ZM41 232H43V234L41 233ZM63 232V233H64ZM12 233V234H11ZM16 233V234H15ZM26 234V237H29V235H30V238H31V240L30 239H28V238H26L27 240L25 241V236L23 235V234ZM29 233V235H27ZM34 233V234H33ZM44 233H45V235H44ZM55 233V234H54ZM101 233V234H100ZM32 234V235H31ZM50 234V235H49ZM52 234H54V236L52 235ZM22 237H21V236ZM35 235V236H34ZM44 235V236H43ZM98 235V236H97ZM43 236V237H42ZM7 237V238H6ZM11 237H12V240H11ZM33 237V238H32ZM44 237H46L45 239H44ZM71 238V240L69 239V238ZM24 238V239H23ZM21 239H23V241H25V242H23L24 244H22V242H20L21 241ZM53 239V240H54ZM30 240V241H29ZM36 240V241H35ZM39 241V242H38ZM66 241V242H67ZM62 242V243H63ZM22 245H21V244ZM26 243H30V245H28V244H26ZM18 244H19V246H18ZM24 245V246H23ZM21 246H22V248L24 247V249L25 248H27L26 249V252H24L25 250H21L22 248H21ZM46 247V250L47 251H45L44 249H45V247ZM55 246H57V244H55ZM29 247V248H28ZM58 247V246H57ZM32 249H33V251H32ZM57 249H59V248H57ZM56 249V250H57ZM28 250H30V251H28ZM28 251V252H27ZM38 251H39V253H38ZM47 253L46 255L48 256V258H49V260L47 261V259L45 258V260H44V258L42 257V255L44 256L45 254V252ZM32 253V252H34V254L32 253V256H29V255H31L30 253ZM37 252V253H36ZM72 252H73V248H72ZM19 253H21V254H19ZM26 253H28L27 255H25ZM56 253V254H55ZM68 253V254H67ZM37 254V255H36ZM39 255V256H38ZM55 255V256H54ZM71 255H72V253H71ZM26 256V257H25ZM29 256V258H28V260L26 259L27 257ZM38 258H37V257ZM47 256H45V257H47ZM60 256H62L64 259H68V257H69V261L67 260H61V262L59 261V260H56V258L55 257H57V259H62V258H60ZM20 259H19V258ZM21 257H23V258H21ZM31 257V258H30ZM51 258H52V256H51ZM24 259H26V261H24ZM18 260H19V262H18ZM39 261H42V262H39ZM45 261V262H44ZM29 262H31V261H29ZM29 262H26L25 264H28ZM67 262V263H66ZM262 262H264V260H262ZM34 262H31V264H33ZM89 263V262H88ZM71 264H74V262H73V259H71Z\"/></svg>", "mask_w": 264, "mask_h": 264}]
</instances>
